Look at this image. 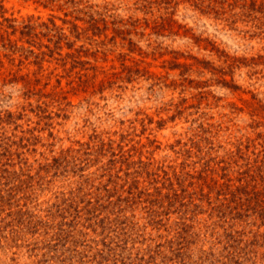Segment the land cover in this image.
I'll return each mask as SVG.
<instances>
[{
	"label": "rangeland",
	"instance_id": "1",
	"mask_svg": "<svg viewBox=\"0 0 264 264\" xmlns=\"http://www.w3.org/2000/svg\"><path fill=\"white\" fill-rule=\"evenodd\" d=\"M0 264H264V0H0Z\"/></svg>",
	"mask_w": 264,
	"mask_h": 264
}]
</instances>
